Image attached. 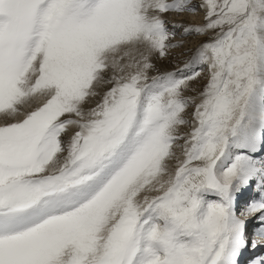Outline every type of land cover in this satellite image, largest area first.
<instances>
[{
  "label": "snow or ice",
  "instance_id": "snow-or-ice-1",
  "mask_svg": "<svg viewBox=\"0 0 264 264\" xmlns=\"http://www.w3.org/2000/svg\"><path fill=\"white\" fill-rule=\"evenodd\" d=\"M249 250L264 264V0H0V264Z\"/></svg>",
  "mask_w": 264,
  "mask_h": 264
},
{
  "label": "bare ground",
  "instance_id": "bare-ground-1",
  "mask_svg": "<svg viewBox=\"0 0 264 264\" xmlns=\"http://www.w3.org/2000/svg\"><path fill=\"white\" fill-rule=\"evenodd\" d=\"M171 14L172 13L166 14L165 19L168 20V21H183L184 23H191V24L202 23V15H203L202 12H198L197 14H192V13H189V12H185V13L180 14V15H171ZM173 17H175V18H173ZM176 37H178V38H175L174 40H182L183 42H185L184 46H187L185 49H188V50L194 49L200 41H203L204 38H206V36L200 35V34H195V36H192V35L181 36L180 35V30H179V34H177ZM179 52H181L180 48L169 49V54L172 55V56L169 55L170 56L169 58H173L174 57L176 59L179 58V60L184 61L186 56L191 55V52L189 51V53H187V54L184 53L183 56L179 55L178 57H176ZM174 55H176V56H174ZM168 59H163V58H161L159 56L153 57V63L155 65V67L152 70H150L149 76L155 75L158 72L171 71V70L179 67L182 64V63H176L175 64V62H174V64H168L167 62H165ZM110 74L111 73H107L106 75H110ZM203 84H204V82H202L200 85L195 84V85H193L191 87H193V88L197 89V91H199ZM107 87H110V85L101 86L98 89V91L102 94L106 90ZM185 94L189 95V94H192V93H185ZM99 99H100L99 96L94 98V100L91 101L89 104L85 105V107L87 108V107L94 106V103L97 100H99ZM188 113H191V111L189 110ZM183 131L186 132V131H188V129L185 128V129H183Z\"/></svg>",
  "mask_w": 264,
  "mask_h": 264
},
{
  "label": "rangeland",
  "instance_id": "rangeland-1",
  "mask_svg": "<svg viewBox=\"0 0 264 264\" xmlns=\"http://www.w3.org/2000/svg\"><path fill=\"white\" fill-rule=\"evenodd\" d=\"M171 15H176L175 13H172ZM172 18V17H171ZM173 18H175V17H173ZM177 34H179V29H177ZM192 36H195V34H193ZM175 38H178V37H174L173 39H175ZM207 39V37L206 38H204V40H206ZM185 45V42H183V48L185 49L187 46H184ZM187 53H189V51H186L185 52V54H187ZM170 54H168L167 55V57H165V58H163V59H168L170 56H172V55H170ZM174 56H176V55H174ZM179 55H177L176 57H178ZM187 58V56L185 57V59ZM182 60H179V58L178 59H176V58H169L168 60H166L165 62H167L168 64H174V62H175V64L176 63H183V61L181 62ZM179 66V65H178ZM202 82H204V84H205V82H206V70H205V75H203L200 79H198L197 81H195V82H193V84L191 85V86H193V85H195V84H197V85H200ZM203 84V85H204ZM202 85V86H203ZM202 88V87H201ZM189 110L190 111H192V108L190 107L189 109H188V112H189Z\"/></svg>",
  "mask_w": 264,
  "mask_h": 264
}]
</instances>
